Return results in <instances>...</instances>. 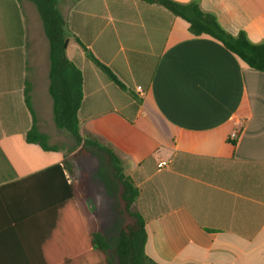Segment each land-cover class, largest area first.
<instances>
[{
  "label": "crops",
  "instance_id": "crops-1",
  "mask_svg": "<svg viewBox=\"0 0 264 264\" xmlns=\"http://www.w3.org/2000/svg\"><path fill=\"white\" fill-rule=\"evenodd\" d=\"M199 4L227 33L264 41V0ZM57 8L66 57L82 75L80 135L110 148L138 190L146 256L264 264V72L157 4ZM48 66L35 6L0 0V264H113L93 233L114 244L118 185L103 154L69 158L80 146L54 125ZM33 123L55 151L26 142Z\"/></svg>",
  "mask_w": 264,
  "mask_h": 264
},
{
  "label": "trees",
  "instance_id": "trees-1",
  "mask_svg": "<svg viewBox=\"0 0 264 264\" xmlns=\"http://www.w3.org/2000/svg\"><path fill=\"white\" fill-rule=\"evenodd\" d=\"M16 7L19 0H10ZM32 3L42 23L44 35L48 42V93L52 100L53 122L58 130L71 135L80 148L69 155V158L85 157L89 150L104 155L111 179L118 185V215L123 222L118 230L114 244L108 245L101 230L93 233V241L99 249L109 250L113 264H159L148 258L144 252L146 242L145 220L135 209L138 190L132 180L124 174L120 159L108 147L102 146L90 137H82L79 132L78 110L82 101V75L80 70L66 57V37L64 19L57 8V0H26ZM157 4L168 12L184 20L188 31L193 36H207L236 56L248 68L264 72V41L251 42L244 31L236 35L227 33L218 23L214 14L200 8L199 0L178 3L172 0H143ZM25 104L30 109L28 91H25ZM25 140L37 144L44 151H55L48 145L46 135L40 133L33 123L26 133ZM233 146L235 140L229 141ZM67 169L66 162L63 164ZM68 171V169H67ZM70 174V172L68 171ZM84 182L87 175L83 174ZM84 188L81 183L76 186ZM85 190V189H84Z\"/></svg>",
  "mask_w": 264,
  "mask_h": 264
},
{
  "label": "built area",
  "instance_id": "built-area-1",
  "mask_svg": "<svg viewBox=\"0 0 264 264\" xmlns=\"http://www.w3.org/2000/svg\"><path fill=\"white\" fill-rule=\"evenodd\" d=\"M236 135L233 134L232 137H235ZM168 166V161H160L158 164H157V168L158 169H164Z\"/></svg>",
  "mask_w": 264,
  "mask_h": 264
},
{
  "label": "rangeland",
  "instance_id": "rangeland-1",
  "mask_svg": "<svg viewBox=\"0 0 264 264\" xmlns=\"http://www.w3.org/2000/svg\"><path fill=\"white\" fill-rule=\"evenodd\" d=\"M70 139H72V144H75V141L73 140V138H70ZM65 143V145H66V142H64ZM68 146H69V144H67ZM117 206H116V209H118V203L116 204ZM121 220H122V222H123V219L121 218Z\"/></svg>",
  "mask_w": 264,
  "mask_h": 264
}]
</instances>
